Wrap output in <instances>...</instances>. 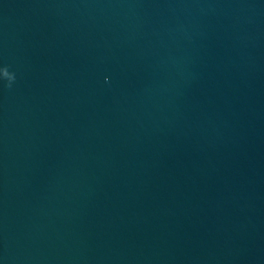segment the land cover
Returning <instances> with one entry per match:
<instances>
[{
	"label": "water",
	"instance_id": "95a60500",
	"mask_svg": "<svg viewBox=\"0 0 264 264\" xmlns=\"http://www.w3.org/2000/svg\"><path fill=\"white\" fill-rule=\"evenodd\" d=\"M0 264H264V0H0Z\"/></svg>",
	"mask_w": 264,
	"mask_h": 264
},
{
	"label": "clouds",
	"instance_id": "9594fccd",
	"mask_svg": "<svg viewBox=\"0 0 264 264\" xmlns=\"http://www.w3.org/2000/svg\"><path fill=\"white\" fill-rule=\"evenodd\" d=\"M15 79V73L9 71L7 66L0 67V80L6 81L5 87L10 89L15 82Z\"/></svg>",
	"mask_w": 264,
	"mask_h": 264
}]
</instances>
